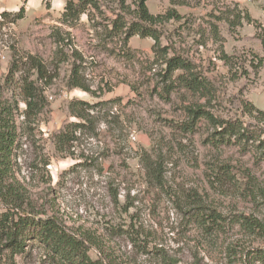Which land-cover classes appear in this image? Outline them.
Wrapping results in <instances>:
<instances>
[{"label": "rangeland", "instance_id": "obj_1", "mask_svg": "<svg viewBox=\"0 0 264 264\" xmlns=\"http://www.w3.org/2000/svg\"><path fill=\"white\" fill-rule=\"evenodd\" d=\"M65 1H22L24 18L0 26V114L15 138L3 187L102 264H264V0H146L152 24L140 0H93L62 25ZM118 20L156 32L159 51L124 42ZM14 52L46 67V81L26 65L15 75L34 83L36 115L6 83ZM227 124L241 135L220 138ZM14 261L65 264L37 244Z\"/></svg>", "mask_w": 264, "mask_h": 264}, {"label": "trees", "instance_id": "obj_2", "mask_svg": "<svg viewBox=\"0 0 264 264\" xmlns=\"http://www.w3.org/2000/svg\"><path fill=\"white\" fill-rule=\"evenodd\" d=\"M46 2L47 0H43ZM146 0H140L138 4V17L141 21L152 24L159 19L148 13L145 6ZM23 4L26 0H23ZM47 3V2H46ZM48 6V4H46ZM94 7L93 0H67L61 15V24L70 25L76 22L79 17L85 13L86 7ZM25 6L22 5L17 11L0 12V26L4 23L14 24L24 18ZM112 29L117 35L123 37L124 42H127L131 37L139 35L141 37H149L154 41V51H159V36L150 28H144L137 23H124L122 20L113 22ZM56 46L62 43V38L58 31L54 34ZM26 65L32 70L37 80L46 81L47 70L38 57L31 55L20 56L17 52L12 55V61L8 68L6 83L14 89H17L25 103V115H36L40 110L38 107V94L34 83L29 78L17 79L15 75L20 72L21 66ZM166 65L170 69L181 68L186 71L185 63L178 59H169ZM190 71V70H189ZM75 76V71H73ZM71 86L80 88L86 91L84 87L71 79ZM185 87L188 89L199 90L201 85L194 77L190 80H184ZM71 111L77 110L76 105L70 107ZM75 113V112H74ZM264 119V112H258ZM75 117H80L75 115ZM3 117L0 114V202L2 209L0 210V256L6 258V264H15L14 258L22 256L26 253L29 245H41L48 250L52 257L57 258L65 264H102L100 260H91L88 256L89 248L86 245L87 239H80L71 233H67L64 228L53 218L42 217L35 210L33 204L24 198L19 190L14 188L3 187L4 181L10 172L8 163L11 158L12 147L15 144L13 132L8 131V124L3 122ZM220 138L226 134L241 135L240 128L235 124H227L220 132ZM262 256L260 261H264V250L256 251Z\"/></svg>", "mask_w": 264, "mask_h": 264}, {"label": "crops", "instance_id": "obj_3", "mask_svg": "<svg viewBox=\"0 0 264 264\" xmlns=\"http://www.w3.org/2000/svg\"><path fill=\"white\" fill-rule=\"evenodd\" d=\"M23 0H0V12L7 11V12H14L17 9ZM33 0L26 1V8H29V5L32 3ZM37 3H40V0H34Z\"/></svg>", "mask_w": 264, "mask_h": 264}]
</instances>
